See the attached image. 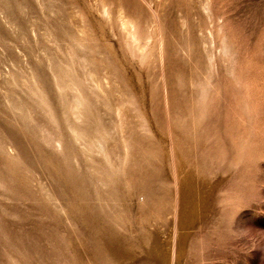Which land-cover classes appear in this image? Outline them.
Returning a JSON list of instances; mask_svg holds the SVG:
<instances>
[{
  "label": "rangeland",
  "instance_id": "obj_1",
  "mask_svg": "<svg viewBox=\"0 0 264 264\" xmlns=\"http://www.w3.org/2000/svg\"><path fill=\"white\" fill-rule=\"evenodd\" d=\"M46 31L91 61L73 77L84 120L63 109ZM81 121L114 133L119 177L74 142ZM0 150V264H264V0H0Z\"/></svg>",
  "mask_w": 264,
  "mask_h": 264
},
{
  "label": "bare ground",
  "instance_id": "obj_2",
  "mask_svg": "<svg viewBox=\"0 0 264 264\" xmlns=\"http://www.w3.org/2000/svg\"><path fill=\"white\" fill-rule=\"evenodd\" d=\"M121 8H122V7H121ZM55 11H56V10H55ZM121 16H122V15H121ZM56 17H57V16H56ZM124 18H125V17H124ZM3 22H4V21H3ZM132 23H133V22L130 21V20H129V21H127V20L124 21V25H125V27L128 26V28L134 26V24H132ZM154 24H155V23H154ZM120 26H121V25H120ZM134 27H136V26H134ZM134 27H132L131 30H133ZM128 28H127V29H128ZM127 31H128V30H127ZM133 32H135V34H134ZM133 32L131 31L130 34L133 33L134 35H133V34H131V35H133V36L135 37V35H136V30H134ZM33 33H34V32H33ZM44 33H45V31H44ZM52 34H53V33H49V31H48V32L46 31V34H44V39L47 41L46 43H48V44L50 45V47L52 48V50H53L58 56L61 57V59H59V62H57V64H56V61H55V63L52 62V63H54L56 66H55L54 64H51V65H50V68H51V71H52V73H53L52 76H54L53 79L55 78V82H56L55 84L57 85L58 90L61 91L60 93L63 94L62 96H64V97L66 98L65 100H66L67 106H66L65 103H64V104H65V106H66L67 108H63V109H65V110L67 109V111H68L67 114H69V116H70V118H71V121H72V120H73V121L75 120V121L77 122V120H84L83 117H85V115H86V114H84L85 111H87L86 113L88 114L90 110H91L90 112H92V109H90V108H94V107H92V105H90V102H91V98H90V96H89L90 99H86V100H85V98H87L88 96H86V97L84 96V94H83V92H82V91H84V89H83V90H80V89H82V88H80V86L82 85L80 82H82V80H83V81H86V80H84V75H85V77L87 76V78H89L88 75L91 76V74L93 73V71H92V72L90 71V72H91V74H90L89 71H88V67L90 68L89 64L91 65V63H88V62L90 61V59H87V60H89V61H87L86 58H88V56L85 57V56L83 55V56L85 57V59H84L83 57H81L82 55H79L80 52L78 53V51H80L81 48H80V50H79L78 48H77V50H76V47H82V46L79 45V46H76V47H75V46H74L75 43H74V45L72 44V45L75 47V48H74L72 45H69V44H71V43H69L68 39H66V38H65L64 44H66V42L68 43V45L66 44V46H68L67 49H66V47H65L63 44H61V46H64L65 51H67V56H65L64 53H63L64 51H62V50H64V49L61 48V47L59 46L60 43L57 42V41H58L57 36H59V35L53 37ZM65 35H66V34H65ZM136 36H138V35H136ZM64 37H65V36H64ZM64 37H59V39H63ZM130 37H131V36H130ZM56 38H57V40H56ZM135 38H136V37H135ZM136 39L138 40V38H136ZM63 40H64V39H63ZM63 40H62V41H63ZM135 41H136V40H135ZM155 41H156V40H155ZM70 42H71V41H70ZM137 42H138V41H137ZM61 43H63V42H61ZM72 43H73V42H72ZM76 43H77V42H76ZM80 43H82V42H80ZM77 44H79V43H77ZM82 44H83V43H82ZM138 44H139V43H137V45H138ZM139 45H140V44H139ZM140 47L142 48V46H140ZM160 47H161V46H160ZM46 49H47V51L50 50V48H49V49L46 48ZM150 50H151V49H150ZM81 51H82V50H81ZM50 52H51V51H50ZM84 53H85V52H84ZM50 54H51V55H54L53 52L50 53ZM50 54L47 53L46 55H50ZM51 55H50V56H51ZM144 57H145V56H144ZM45 58H46V56H45ZM50 58L52 59V57H50ZM89 58H90V57H89ZM51 59H49V60L51 61ZM47 60H48V59H47ZM45 61H46V60H45ZM50 61H48V62L46 61V63H50ZM52 61H53V60H52ZM90 62H91V61H90ZM92 62H93V61H92ZM44 65H45V64H44ZM48 66H49V65H48ZM90 69H91V68H90ZM49 70H50V69H49ZM18 72H19V71H18ZM32 72H34V71H32ZM77 72H79V73L81 72L80 75H79V73H78V75H79L80 77H82V76H81L82 74H84V75H83L82 80H81V79H76V81L74 82L73 80H75V79H73V77H74V74L77 73ZM94 73H95V72H94ZM5 74H6V73H5ZM13 74H14V73H13ZM24 74H25V73H24ZM24 74H22V75H24ZM30 74H32V73H30ZM101 74H103V73H101ZM15 75H16V73H15ZM25 75H26V74H25ZM17 76H18V75H17ZM28 76H30V75H28ZM9 77H10V75H9ZM41 77H42V76H41ZM91 77L93 78V77H94V74H93ZM101 77H102V76H101ZM101 77H100V78H101ZM6 78H8V77H6ZM27 78H28V77H27ZM49 78H50V77H49ZM92 78H91V80H92L93 82H92L91 80H89V82L91 81V83H89V82L87 81V84H89V85H90V84L93 85V83H95L94 85H95V87L97 88L96 91H98V89L100 88V85H101V87H102V84H103V83L100 84L101 82H100L99 80H98V82H97L96 79L93 80ZM28 79H30V80L28 81V83H27V86H28V87H26V85H25L26 89H24V87H23V88H22V87H19V88L24 89V90H27V88H29V89H28L29 92H31V94L35 97V99H37V100H38V99H42V98H43V94H44L43 92H46L45 89H42V88H45V87H41V85L43 84V83H42L43 80H39L40 78H38V76H37L36 74H32L31 78H28ZM61 79H63L64 82L61 81V82H62V83H61V82H60ZM85 79H86V78H85ZM5 80H6V79H5ZM45 80H46V79H45ZM77 80H81V81H77ZM105 80H106V79H105ZM52 81H53V80H52ZM17 82H18V81H17ZM76 82H77V83L79 82L80 85H78ZM99 82H100V83H99ZM102 82H103V81H102ZM7 83H9V84L12 83L11 85H13V83H16V82H15V79L13 78V76H11V77L9 78V81L7 80ZM19 83H20V81H19ZM19 83L15 84V86H16V85L18 86ZM41 83H42V84H41ZM85 84H86V83H85ZM89 85H88V86H89ZM8 86H9V88L11 87L10 85H8ZM15 86H14V87H15ZM42 86H44V85H42ZM88 86H87V89H88ZM14 87H13V89H12V91H13L14 93H16L14 90H18V92L21 90V89H19V88H18V89H15ZM89 87H90V86H89ZM95 87H94V88H95ZM102 88H103V87H102ZM10 91H11V89H10ZM22 91H23V90H22ZM42 91H43V92H42ZM100 91L102 92V89H100ZM8 92H9V91H8ZM86 92H87V91H86ZM3 93H4V92H3ZM9 93H10V92H9ZM20 93H21V92H20ZM20 93H19V94H20ZM22 93H23V92H22ZM24 93H25V91H24ZM99 93H100V92H98V94H99ZM17 94H18V93H17ZM19 94L16 95V97L21 95V94H20V95H19ZM25 94L28 95V94H30V93H25ZM61 94H60V95H61ZM87 94H88V93H87ZM101 95H102V94H100V96H101ZM10 96H11V95H9L8 97H10ZM24 96H26V95H24ZM28 96H30V95H28ZM45 96H47V95L45 94ZM62 96H60V97H62ZM26 97H27V96H26ZM26 97H24V98L21 97V98H22V100H23V99H25ZM95 97H96V96H95ZM97 97H98V96H97ZM13 98H15V97H13ZM19 98H20V97H19ZM93 98H94V97H93ZM8 99H10V98H8ZM11 99H12V98H11ZM11 99H10V100H11ZM30 99H32V98H30ZM33 99H34V98H33ZM60 99H61V98H60ZM100 99H101V98H100ZM100 99H99V100H100ZM18 100H21V99H18ZM18 100H16V101H18ZM22 100H21V103H22ZM28 100H29V99H28ZM42 100H43V99H42ZM45 100H48V98L45 99ZM62 100H63V99H62ZM88 100H90V101H88ZM99 100H98V101H99ZM103 100H104V99H103ZM16 101H15V102H16ZM26 101H27V98H26ZM39 101H40V100H39ZM43 101H44V100H43ZM87 101H88V103H86ZM100 101H101V100H100ZM100 101H99V102H100ZM10 102H11L10 105H13V102H14V101H10ZM15 102H14V103H15ZM28 102H29V101H28ZM48 102H49V101H48ZM48 102H47V103H48ZM34 103H35V101H34ZM38 103H40V102H38ZM38 103H37V104H38ZM42 103H43V102H42ZM47 103H46V104H47ZM93 103H94V102H93ZM93 103H92V104H93ZM95 103H96V102H95ZM15 104L17 105V103H15ZM19 104H20V103H19ZM23 104H24V100H23ZM25 104H26V103H25ZM86 104H89V105L86 106ZM14 106H15V105H14ZM14 106H11V107L13 108ZM20 106H21V105H20ZM25 106H26V105H25ZM32 106H33V105H32ZM32 106H31V107H32ZM34 106H36V105H34ZM40 106H41V104H40ZM46 106H47V105H46ZM98 106H99V105H98ZM43 107H45V105H42V108H43ZM49 107H50V104H49ZM86 107H88L89 110H88V108H87V110H85ZM16 108H18V107H16ZM21 108H22V107H21ZM21 108H20V109H21ZM24 108L27 109V107H24ZM24 108H23V109H24ZM28 108L30 109V105L28 106ZM32 108H33V107H32ZM34 108L37 110L38 108L40 109L41 107H38V108H37V106H36V107H34ZM34 108H33V111H31V112H34V111H35V112H38L39 109L36 111ZM103 108H104V107H103ZM23 109H22V110H23ZM43 109H45V108H43ZM18 110H19V109H18ZM22 110H21V112L26 111V110H23V111H22ZM51 110H52V109H51ZM84 110H85V111H84ZM99 110H101V109H99ZM115 110H116V109H115ZM16 111H17V110H16ZM19 111H20V110H19ZM52 111H53V110H52ZM52 111H51V112H52ZM11 112H12V111H11ZM13 112H15V111H13ZM29 112H30V111H29ZM31 112H30V114H32ZM35 112H34L33 114H35ZM40 112H41V111H40ZM44 112L46 113L47 111H44ZM64 112H65V111H64ZM101 112H102V111H101ZM116 112H117V111H116ZM116 112H115V113H116ZM41 113L44 114L43 111H42ZM52 113L54 114V112H52ZM93 113H94V112H93ZM22 114H25V112L22 113ZM40 115H41V114H40ZM44 115H45V114H44ZM49 115H51L50 112H49ZM49 115H48V112H47V116H49ZM64 115H65V116H64L65 119L67 120L66 117H69V116H67L66 113H65ZM92 115H93V114H92ZM98 115H100V114H98ZM119 115H121V114L118 113V117H119ZM28 116H29V115H28ZM28 116H27V117L25 116V117H26V118H29V117L31 118V117H32V116H29V117H28ZM34 116H35V115H34ZM34 116H33V117H34ZM47 116H46V117H47ZM51 116H52L51 118H53V120L56 119V118H54L53 115H51ZM87 116H88V118H89L91 115H90V116L87 115ZM41 117H42V115H41ZM57 117H58V116H57ZM62 117H63V116H62ZM88 118H87L86 120H87L88 122H91V121H89V120L92 119V118H90L89 120H88ZM98 118H99V117H98ZM120 118H121V116H120ZM120 118H118L119 121L121 120ZM32 119H33V118H32ZM46 119L49 120V117H47ZM96 119H97V117H96ZM35 120H36V119H35ZM53 120H51V121H53ZM68 120H70V119H68ZM68 120H67V122H68V123H71V122L68 121ZM110 120H111V119H110ZM30 121H31V120H30ZM36 121H38V120H36ZM59 121H60V120H59ZM94 121H95V120H94ZM96 121H97V120H96ZM25 122H26V121H25ZM49 122H50V121H49ZM49 122H48V123H49ZM55 122H56V121H55ZM64 122L66 123V121H64ZM52 123H53V122H52ZM65 123H64V124H65ZM79 123H80L79 126H80L81 128H80L79 126H77V125L74 126V125H73V122H72V125H73L74 127H76V126H77V127H76L75 129H73V130H72V128L70 129L71 131H74V135H73V136H75V137H73V136L71 135V136H72V139L75 138V140H77V141L74 140V142L77 143L78 141H80V142H78V144H80L81 142L83 143V141H84L85 144L87 143V144H88V147H87V150H88V151H90V149H91V150H92V149L95 150V151L92 150L93 152L90 153V154H94V152L96 153V151H98L99 153L101 152V153L104 154V152H105V151H104V148H105L106 146L104 147L103 144H104V143H107V144H108V142H109V141L106 142L105 138H106V139L108 138L107 140H109L110 136L113 135L114 133L111 134V135H110V133H109L110 136H109V135H108V137L105 136V138L103 137V139H102V136H103V135H107V134H108L105 130H102L101 128H100V130H99V129H96L97 127L94 128L95 126H94V127L90 126V128H91L90 131L92 130V128H94V129H96V130H92L94 133H93V134H92V133L89 134V133H88L89 131L86 132V131L84 130V128H82V127L86 124L85 126L89 128V125H90V124H89V123H86V121L84 122L85 124H83L82 121L79 122ZM79 123H78V124H79ZM91 123H92V122H91ZM94 123H95V122H94ZM94 123H93V125H95ZM97 123H99V122H97ZM103 123H104V122H103ZM119 123H120V122H119ZM119 123H118V124H119ZM33 124H34V123H33ZM42 124H43V123H42ZM82 124H83V126H82ZM88 124H89V125H88ZM115 124H116V123H115ZM118 124H117L116 126H118ZM122 124H123V123H122ZM69 125L71 126V124H69ZM104 125H105V124H104ZM109 125H110V124H109ZM120 125H121V123H120ZM39 126H40V125H39ZM56 126H57V125H56ZM66 126H67V125H66ZM70 126H69V128H70ZM116 126H114V127H116ZM35 127H38V126H35ZM43 127H44V125H43ZM74 127H73V128H74ZM86 127H85V129H86ZM99 127H100V126H99ZM53 128H55V127H53ZM88 128H87V129H88ZM108 128H109V127H108ZM40 129H42V128H40ZM119 129H122V128L120 127ZM55 130H57V129H55ZM114 130H115V129H114ZM117 130H118V129H117ZM117 130H115V132H116ZM39 131H40V130H39ZM43 131H44V130H43ZM50 131H51V130H50ZM95 131H100V132H101V131H102V132L104 131V132H106L107 134H106V133H103V135H102V133L100 134V133L96 132V134L98 133V135H99V134L102 135V136L99 135V136H100V137H99L98 135H97V136L94 135V134H95ZM68 132H69V131H68ZM120 132H122V131H120ZM47 133H48V132H47ZM55 133H56V132H55ZM71 134H73V133L71 132ZM42 135H43V134H42ZM92 135H93V136H92ZM115 135H116V134H115ZM118 135L121 136L120 133H119ZM67 136H68V135H67ZM120 136H119V137H120ZM114 137H115V136H113V138H114ZM116 137H118V136L116 135ZM126 137H127V136H126ZM43 138H44V137H43ZM61 138H62V137H61ZM68 139H69V137H68ZM110 139H111V138H110ZM117 139H119V138H117ZM122 139H123V137H122ZM122 139L120 138L121 142H122V141L125 142V141L122 140ZM56 140H57V139H56ZM103 140H104V141H103ZM60 141H61V140H60ZM56 143H57V142H56ZM58 143H59V142H58ZM82 143H81V144H82ZM109 143H110V142H109ZM60 144L62 145V142H60ZM60 144H59V145H60ZM85 144H83L84 147L81 145V146L83 147V149L85 148V146H87V144H86V145H85ZM121 144H122V143H121ZM121 144H120V145H121ZM53 145H54V144H53ZM55 145H57V144H55ZM59 145H58V146H59ZM61 145H60V146H61ZM128 145H129V144H128ZM79 146H80V145H79ZM79 146H78V147H79ZM107 146H109V145H107ZM121 146H122V145H121ZM54 147H55V146H54ZM76 147H77V146H76ZM82 147H79V148H81V151H84V152H82V153H84V154H85L86 152L88 153V151H87V150H83ZM89 147H90V148H89ZM123 147H124V149H127V148H128L127 146L124 145V143H123ZM55 148H56V147H55ZM74 148H75V147H74ZM88 148H89V149H88ZM108 148H109V147H108ZM10 149H11V148H10ZM53 149H54V148H53ZM57 149H58V148H57ZM64 149H65V148H64ZM105 149H107V147H106ZM108 150H109V149H108ZM0 151H1V150H0ZM122 151H124V150H122ZM126 151H128V149H127ZM126 151H125V152H126ZM54 152H55V151H54ZM90 152H91V151H90ZM98 152L96 153L95 156H98V155H99ZM76 153H79V152H76ZM87 153H86V156L84 157L85 159H86V157H88L87 155H90V154H87ZM105 153H107V152H105ZM109 153H110V150H109ZM113 153H114V152H113ZM127 153H128V152H127ZM84 154H83V155H84ZM97 154H98V155H97ZM8 155H9V154H8ZM73 155H74V154H73ZM79 155H80V154H79ZM79 155H78V156H79ZM83 155H80V156H83ZM104 155L106 156V154H104ZM110 155H111V154H110ZM110 155H109V156H110ZM102 156H103V155H102ZM102 156H101V157H102ZM105 156H103L104 159H105ZM109 156H108V155L106 156V161H105L106 164H100L101 166H103V165H104V166L107 165V162L109 161V160H107V159H109V158L111 157V156H110V157H109ZM124 156H125V154H124ZM126 156H127V155H126ZM74 157H75V156H74ZM89 157L91 158L92 156L90 155ZM98 157H99V156H98ZM101 157H100V158H101ZM82 158H83V157H82ZM92 158H94V157H92ZM103 158H101L100 160L104 161ZM75 159H76V158H75ZM75 159H74V161H75ZM80 159H81V158H80ZM85 159H83V160H85ZM95 159H96V158H95ZM110 159H111V158H110ZM112 159H114L113 156H112ZM112 159H111V161H113ZM122 159H123V160H124V159L126 160V157H122ZM93 160H94V159H93ZM98 160H99V159H98ZM98 160H96V161H98ZM114 160H115V159H114ZM120 160H121V159H120ZM71 161H72V160H71ZM94 161H95V160H94ZM94 161H93V162H94ZM96 161H95V162H96ZM111 161H109V164H110V163H111V165L113 164L112 167L110 166V167H111V171H113V172L116 171V172L119 173V169H121L122 165L119 166L120 164H118L117 161H115V162H114V161L111 162ZM76 162H77V161H76ZM85 162H87L86 165H88V167L90 168V171H93V172H95V173L97 172V168L100 166L99 163H98V165H97L96 163H94V164H96V166H97V167H96V171H94L95 168L93 169V167H95V166L92 165V163H93L92 160H91V159H90V160H89V159H86V161H84V163H85ZM91 162H92V163H91ZM99 162H101V161H99ZM118 162H119V160H118ZM120 162H122V164H123L124 161H120ZM101 163H102V162H101ZM115 163H117L118 166H117ZM124 163H125V162H124ZM75 164H76V163H75ZM78 164H79V162H78ZM73 165H74V164H73ZM84 165H85V164H84ZM86 165H85V166H86ZM114 165H116L118 168H119V167H120V168H119V169H116V168H115L116 166H114ZM85 166H84V167H85ZM107 166H108V165H107ZM123 166H124V165H123ZM76 167H77V166H76ZM110 167H109V169H107V171H110ZM113 167H114V169H112ZM85 168H86V167H85ZM89 168H88V169H89ZM101 168H102V167H100V169H98L97 174H98L99 172H101ZM107 168H108V167H107ZM77 169H78V168H77ZM81 169H82V168H81ZM86 169H87V168H86ZM122 169H123V168H122ZM102 171H105V169H102ZM79 172H81V171H79ZM82 172H83V171H82ZM87 172H88V171H87ZM122 172H123V171H122ZM124 172H125V171H124ZM77 173H78V172H77ZM95 173H91V174L94 175ZM101 173H102V175L100 174L99 178H101V177H102V178H105L106 174H109V173H110V175L112 174V172H109V173H106L105 176H104L103 172H101ZM104 173H105V172H104ZM114 173H115V172H114ZM120 173H121V172H120ZM120 173H119V174L115 173V174H116V175L114 174L115 177H119V176H120ZM85 174H86V173H85ZM88 174H89V172H88ZM89 175H90V174H89ZM110 175H109V178H110ZM118 175H119V176H118ZM87 176H88V175H87ZM97 176H98V175H97ZM107 176H108V175H107ZM107 176H106V178H108ZM95 177H96V175L93 176L92 178H95ZM111 177H113V174H112ZM92 178H91V179H92ZM97 178H98V177H97ZM97 178H96V179H97ZM102 178H101V179H102ZM106 178H105V179H106ZM109 178H108L107 180H109ZM86 179H87V178H86ZM88 179H89V177H88ZM96 179H95V181H97ZM102 180H103V179H102ZM102 180L99 179V181H101V182H102ZM120 180H121V179H120ZM125 180H126V179H125ZM86 181H87V180H86ZM93 181H94V180H93ZM104 181H106V180H104ZM111 181H112V180H111ZM89 182H90V181H89ZM115 182H116V181H115ZM93 183L95 184V182H93ZM96 183H97V182H96ZM98 183H99V182H98ZM103 183H104V182H102L101 184H102V185H105V184H109V183H111V182H110V180H109V183H104V184H103ZM101 184H98V185L101 186ZM95 185L98 186L97 184H95ZM105 186H106V185H105ZM38 187H39V186H38ZM47 187H48V186H47ZM109 187H110V185H109ZM84 188H85V187H84ZM98 188H99V187H98ZM98 188H97V189H98ZM102 188H104V190H102ZM106 188H107V187H106ZM106 188L102 186V187L100 188V190H98V191H101V192H102V191H106ZM89 189H90V188H89ZM107 189H108V188H107ZM86 190H87V189H86ZM90 190H91V189H90ZM90 190H89V191H90ZM87 192H88V191H87ZM44 193H45V192H44ZM102 193H103V192H102ZM102 193H101V194H102ZM42 194H43V193H42ZM46 194H47V193H46ZM94 194H95V193H94ZM47 195H49V194H47ZM201 195H202V194H201ZM99 196H100V195H99ZM45 197H46V196H45ZM94 197H95V195H94ZM96 197H97V196H96ZM203 197H204V196H203ZM106 198H107V197H106ZM97 199H98V198H97ZM104 200H105V199H104ZM54 201H55V200H54ZM208 202H209V201H208ZM103 203H104V202H103ZM53 204H54V203H53ZM204 204H205V203H204ZM99 205H100V204H99ZM207 205H208V204H206V206H207ZM196 206H197V205H196ZM59 207H60V206H59ZM205 208H206V207H205ZM197 209H198V208H197ZM110 210H111V209H110ZM65 211H66V210H65ZM102 211H103V210H102ZM203 212H204V211H203ZM209 212H210V211H209ZM198 213H199V212H198ZM184 214H185V213H184ZM207 215H208V214H207ZM193 216H194V215H193ZM197 217H198V216H197ZM201 217H202V216H201ZM191 218H192V217H191ZM195 218H196V217H195ZM194 220H195V219H194ZM205 220H206V219H205ZM184 221H185V220H184ZM188 221H190V220H188ZM187 223H188V222H187ZM195 224H196V223H195ZM192 225H193V224H192ZM187 226H188V225H187ZM187 226H186V227H187ZM187 228L189 229V227H187ZM184 229H185V226H184ZM191 229H192V227H191ZM181 230H182V229H181ZM191 231H192V230H191ZM180 234H181V233H180ZM180 234H179V235H180ZM184 235H185V234H184ZM171 241H172V240H171ZM170 243H172V242H170ZM150 247H151V246H150ZM154 250H155V248H154ZM155 252H156V251H155Z\"/></svg>",
  "mask_w": 264,
  "mask_h": 264
}]
</instances>
